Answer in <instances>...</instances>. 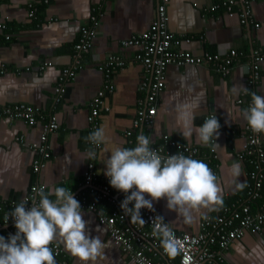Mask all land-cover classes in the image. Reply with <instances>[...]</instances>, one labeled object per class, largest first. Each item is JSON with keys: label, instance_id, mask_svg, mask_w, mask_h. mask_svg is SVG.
<instances>
[{"label": "crops", "instance_id": "obj_1", "mask_svg": "<svg viewBox=\"0 0 264 264\" xmlns=\"http://www.w3.org/2000/svg\"><path fill=\"white\" fill-rule=\"evenodd\" d=\"M229 1L171 0L169 30L177 39L174 53L179 56L174 58L179 60L167 69L166 88L152 124L137 129L134 123L139 109H147L148 92L141 86L149 74L147 67L137 59L140 49L126 44L151 31L158 14V0H51L45 7H39L37 0L2 2L0 23L8 25L11 40L7 41L0 32V104H26L37 108L39 124L31 127L21 120H0V200L21 202L35 182L44 184L47 190L52 187H65L76 193L84 187L86 190L84 175L88 164L93 163L97 171L95 193L88 194L87 199L95 201L107 214L120 210L125 199L123 192L112 187L110 197L100 198L103 195L100 190L109 180L104 175V162L112 148H133L137 146V136L143 134L153 145H162L168 137L198 148L201 157L220 178L223 204L193 213L190 223L169 210L166 199L153 201L154 210L178 233L197 235L205 216L216 217L224 206L247 203L245 189L250 167L247 161H240L238 155L247 143L244 135L247 125L239 112L248 105L239 104L243 91L237 93L234 86L247 88L249 67L259 61L262 77L253 91L264 96V0L252 4L253 19L246 25L241 24L246 0H235L237 3L231 11L225 6ZM31 3H37L36 19L29 18ZM215 6L219 9L212 11ZM99 8L103 16L96 29L92 52L85 57V68L75 80L67 83L66 94L57 101L56 89L63 71L72 66L73 48L79 40L80 29L91 25V17ZM232 50L239 54V59L228 77L218 75L207 65L190 64L185 59L187 54L193 58L207 54L226 56ZM110 54L122 56L127 65L116 72L115 92L104 98L99 109L96 125L105 128L108 143L93 148L96 156L87 160L90 142H86L85 137L95 130L90 119L104 84L99 66ZM43 64L47 68L41 74L39 68ZM190 102L199 104L195 110V126H200L213 113L219 119L221 128L213 147L217 159L212 158L209 144L198 143L195 134L191 140H185L180 134L175 109L178 104ZM52 118L59 125V129L49 135L52 157L36 176L32 170L36 155L31 147L41 141L44 124ZM130 132L132 135L128 137ZM234 162L241 165L242 174L238 178L229 174ZM146 198L150 197L146 195ZM82 215L90 237L111 241V247L105 249L106 259L99 264H135L114 243L108 228L99 224L95 213L83 211ZM130 224L127 221L125 225ZM53 243L60 245L72 264H80L62 243ZM178 257L177 254L166 259L178 261ZM223 264H264V232L247 233L223 254Z\"/></svg>", "mask_w": 264, "mask_h": 264}, {"label": "built area", "instance_id": "obj_2", "mask_svg": "<svg viewBox=\"0 0 264 264\" xmlns=\"http://www.w3.org/2000/svg\"><path fill=\"white\" fill-rule=\"evenodd\" d=\"M6 0H0V5ZM39 4L50 5L51 0H37ZM256 0L244 1L245 10L241 16V24L246 25L252 19L251 6ZM158 14L150 32L145 33L140 38H134L128 42L127 46H134L140 49L141 54L137 56L139 62L144 64L148 70V76L142 83V89L148 92L146 105L147 109L141 107L138 112V117L134 123V128H140L141 125H151L152 119L157 115V104L161 94L166 88L167 69L168 67L178 62L174 56H179L174 53L177 39L169 30V15L168 5L171 0H158ZM235 0H231L225 4L229 11L236 4ZM29 18L34 19L37 16V3L29 4ZM219 9L218 6L212 8V11ZM103 16L101 8L95 10V14L91 17L90 26H82L80 29L79 41L74 46L72 66L65 69L61 75L60 82L56 89L57 101H60L67 92V83L75 80L80 71L85 68L84 60L87 55L92 52L93 41L96 35V29L99 25V20ZM8 29V25L0 23V31ZM7 41L11 39L10 35L5 37ZM185 59L190 64L207 65L218 75L223 77L230 76L238 63L239 54L232 50L226 56L217 54H207L204 57L193 58L187 54ZM254 63V62H253ZM249 67L248 93L243 92L239 104L246 103L248 106L251 103L249 100L251 92L259 84L261 80V71L259 61ZM127 62L122 56L110 54L103 63L99 66L100 71L104 76L103 90L98 94V98L94 103L93 115L90 123L93 128H97L96 122L99 116V109L104 103V98L108 94L115 92L113 83L114 76L117 71L126 67ZM5 68L6 66H2ZM46 64L40 67L41 73L45 72ZM142 106V102H141ZM39 110L26 104L5 106L0 104V120L23 121L31 127L39 124ZM208 118V117H207ZM59 129L56 119L52 118L51 122L44 124V133L41 141L32 145L31 149L35 153L36 158L33 162L32 170L36 176H39L45 168L47 162L51 159V146L49 144V135ZM132 133H128L131 137ZM246 145L245 150L238 155L240 161H247L250 169L247 173L246 190L249 200L254 202L260 201L264 197V133H254L246 126L245 134ZM23 138H20L21 140ZM215 138L210 142L208 147L211 149L212 158L217 159L215 147ZM96 145L90 143L88 150H93ZM150 148L156 149L160 155L168 156L183 153L185 156H191L194 159L202 160L207 165L208 162L201 157V152L198 148L183 144L177 140L165 138L162 145H153L150 143ZM216 175L217 172L212 170ZM97 171L93 163L88 164L87 171L84 175V182L87 187L74 194V197L80 202L83 211L93 212L97 215L100 225L108 228L110 237L114 243L119 246L123 254L135 264H223V254L227 252L233 244L241 241L247 233L262 234L264 232V203L258 208L253 207L248 203L237 202L230 206L222 207L216 217L205 216L200 225V232L197 235L181 234L173 232L179 244L178 261H168L163 249L160 247L158 238L152 236L153 223L157 215L162 216L157 211L141 209L142 219L145 220L144 225L131 224L125 225L130 221V217L126 216L122 209H117L111 214H107L104 210L97 207L95 201L87 199L88 194L95 193V181ZM47 190V187L35 182L27 195L22 201H27L30 205L33 200L38 201L37 191L40 188ZM103 194L100 198H108L112 194V186L109 180L107 184L100 190ZM20 202L0 200V212L3 214V220L0 221V235L6 239L9 234H15L17 229L14 227V219L9 217L5 219L10 211ZM131 206V205H130ZM166 223V222H165ZM170 227V226H169ZM171 228V227H170ZM56 264H72L65 256L62 248L58 244L51 245ZM162 258L165 260L163 261Z\"/></svg>", "mask_w": 264, "mask_h": 264}, {"label": "clouds", "instance_id": "obj_3", "mask_svg": "<svg viewBox=\"0 0 264 264\" xmlns=\"http://www.w3.org/2000/svg\"><path fill=\"white\" fill-rule=\"evenodd\" d=\"M234 91L248 93L249 89L235 85ZM198 107L197 102L176 106V124L180 134L185 140H191L195 134L196 141L202 144H210L215 137L216 143L221 128L219 119L213 113L200 126H195ZM239 117L254 133H264V96L252 91L251 103L240 110ZM85 141L96 146L106 145L105 128L95 129L85 137ZM150 143L148 136L140 134L137 146L114 147L104 162V175L109 178L110 185L125 194L120 207L132 224L144 225L146 222L142 219L141 209L154 211L153 201L161 199H166L167 208L177 212L185 223L193 220V213L223 204L220 178L204 161L179 152L162 156L150 148ZM95 156L93 150L86 153L87 160ZM229 174L238 178L242 174L241 165L234 162ZM34 191L38 201L33 200L30 205L21 201L5 217L7 221L9 217L14 219L17 231L14 235L9 234L7 239L0 235V264H56L51 247L53 242L62 243L80 264H99L106 259L105 249L111 247V241L102 242L99 236L87 234V221L83 219L81 204L72 190L52 187L46 191L42 187ZM52 196L54 200L50 199ZM152 223V236L159 239L166 255L175 257L180 248L169 223H165L160 215Z\"/></svg>", "mask_w": 264, "mask_h": 264}, {"label": "trees", "instance_id": "obj_4", "mask_svg": "<svg viewBox=\"0 0 264 264\" xmlns=\"http://www.w3.org/2000/svg\"><path fill=\"white\" fill-rule=\"evenodd\" d=\"M46 5L45 4H40V6L39 7H45ZM101 11H102V8H101ZM103 13V12H102ZM38 14V13H37ZM37 18V16L34 18V19H36ZM10 29H9V27H8V29L7 30H5V31H0V32H2V33H4L5 34V37L7 36V35H9V34H11L10 33ZM11 40V39H10ZM79 41V40H78ZM77 41V42H78ZM75 46V45H74ZM73 50H74V48H73ZM74 53V52H73ZM39 71H40V68H39ZM46 71V70H45ZM40 73H41V71H40ZM44 73V72H43ZM43 73H41V74H43ZM72 192H73V194L74 193H76V190H72ZM245 196L247 197V200H248V204H250L252 207H253V209H256V208H258V206H261L263 203H264V197L260 200V201H256V202H254V201H252V200H249L248 199V196H247V190L245 189ZM3 220V214L0 212V221H2Z\"/></svg>", "mask_w": 264, "mask_h": 264}, {"label": "bare ground", "instance_id": "obj_5", "mask_svg": "<svg viewBox=\"0 0 264 264\" xmlns=\"http://www.w3.org/2000/svg\"><path fill=\"white\" fill-rule=\"evenodd\" d=\"M211 163V162H210Z\"/></svg>", "mask_w": 264, "mask_h": 264}]
</instances>
